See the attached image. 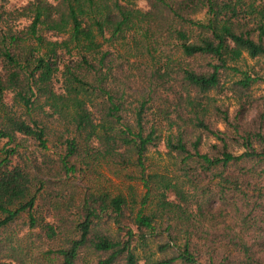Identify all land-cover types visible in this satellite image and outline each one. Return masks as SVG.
I'll return each instance as SVG.
<instances>
[{"label":"trees","instance_id":"trees-1","mask_svg":"<svg viewBox=\"0 0 264 264\" xmlns=\"http://www.w3.org/2000/svg\"><path fill=\"white\" fill-rule=\"evenodd\" d=\"M26 1L0 0V264H264L247 65H264V0ZM104 164L146 193L91 184Z\"/></svg>","mask_w":264,"mask_h":264},{"label":"rangeland","instance_id":"rangeland-1","mask_svg":"<svg viewBox=\"0 0 264 264\" xmlns=\"http://www.w3.org/2000/svg\"><path fill=\"white\" fill-rule=\"evenodd\" d=\"M51 2H55V0H50ZM26 0H12L9 4L10 7H19L26 4ZM140 8H144L146 3L142 0L138 3ZM203 15L198 16V18H202ZM247 65L249 67H255L256 72H258L261 76L264 75V65L259 64L256 60H248ZM228 85V84H227ZM253 93L255 96H263L264 95V83H258L253 88ZM222 100L225 102L227 108H230V111L233 112L237 107V102L231 94L225 93L222 94ZM11 99V95L8 96V100ZM53 129V134L57 130L56 122L50 124ZM220 128H223L222 125H218ZM54 141V138H51ZM212 141L209 140L208 144ZM24 148L27 149L28 153H33L37 150V147L32 141L24 142ZM52 147V145H50ZM158 150L164 152V147L161 145ZM55 153L54 150H52ZM167 157L161 156L156 149L151 150L149 154V164L153 166L154 169H157L160 166H164L167 164ZM137 171L133 167H125V166H115L113 164H104L100 169V174H96L92 177L91 184L103 185L108 187L114 193H124L126 195H136L138 199H140L145 193L146 190L140 180L137 179ZM133 179H130V178Z\"/></svg>","mask_w":264,"mask_h":264}]
</instances>
